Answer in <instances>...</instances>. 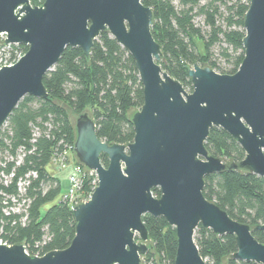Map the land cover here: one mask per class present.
I'll return each instance as SVG.
<instances>
[{"label":"water","instance_id":"1","mask_svg":"<svg viewBox=\"0 0 264 264\" xmlns=\"http://www.w3.org/2000/svg\"><path fill=\"white\" fill-rule=\"evenodd\" d=\"M153 23L141 0H44L36 7L29 0H0V44L27 47L14 65L0 69V130L25 96L51 100L43 77L65 48H78L88 59L101 33L132 57L143 93L141 107L129 116L134 136L128 144L100 141L89 107L79 115L68 110L73 157L97 179L89 199L71 209L74 237L67 248L39 257L22 244L0 245V264H142L151 250L144 215L162 217L175 230L173 264H206L194 243L198 226L233 236L231 259L264 264V244L250 227L202 193L206 176L225 171L264 179V0H249L237 71L221 75L194 65L187 72L191 92L160 67ZM212 128L241 147L242 161L208 154L204 143ZM256 229L264 232V216Z\"/></svg>","mask_w":264,"mask_h":264},{"label":"trees","instance_id":"2","mask_svg":"<svg viewBox=\"0 0 264 264\" xmlns=\"http://www.w3.org/2000/svg\"><path fill=\"white\" fill-rule=\"evenodd\" d=\"M40 6L44 0H29ZM141 0L151 8L154 23L151 34L161 47L160 67L183 88L191 92L187 72L203 64L221 75H232L240 66L244 51L243 16L249 0ZM201 17L203 27L194 24ZM194 39L200 42L199 46ZM217 47L218 59L213 48ZM25 53L27 47L17 46ZM222 61L223 66L219 64ZM51 100L25 96L0 130V239L8 245L22 244L30 256H42L67 248L75 234V222L68 203L62 200L63 187L47 167L63 159L73 145V128L68 110L75 115L86 112L96 125V136L107 144L133 141L128 112L143 103L142 86L134 61L108 33L93 43L88 59L80 49L67 47L57 64L43 77ZM208 154L228 163L244 159L241 147L222 129L212 128L204 143ZM106 167L107 159L100 156ZM86 179L80 195L92 190ZM155 198L159 190H151ZM203 196L228 216L251 229L253 238L264 244V232L256 227L264 216V179L240 171H225L204 178ZM12 200L24 202V211L15 213ZM45 206H49L43 211ZM151 250L143 263L173 264L176 251L175 230L164 218L142 216ZM194 243L206 264H255L230 258L236 252L233 236H215L201 226L195 230Z\"/></svg>","mask_w":264,"mask_h":264},{"label":"built area","instance_id":"3","mask_svg":"<svg viewBox=\"0 0 264 264\" xmlns=\"http://www.w3.org/2000/svg\"><path fill=\"white\" fill-rule=\"evenodd\" d=\"M5 35L0 36V42L4 41ZM18 45L14 44H0V69L2 67H10L14 65L23 55L24 53L20 50L17 49ZM71 152H72V147H71ZM70 150L68 152H70ZM67 152V153H68ZM67 153L64 154L66 158ZM58 160V166L60 171H65L67 172L66 175V183L67 186L65 190L63 191L62 195V200L66 201L68 203V206L70 209L73 208L76 204L80 202H85L89 199L90 193L93 191V189L96 187L97 184V179L96 175L92 171H87L82 165L78 164L76 161H68L66 159H56ZM92 179L91 180V185H92V190L89 193L88 197H82L80 195V190L82 188V184L86 179ZM81 196L83 199L78 200V197ZM0 245H8L7 243L3 242L0 239ZM37 256V255H36ZM39 257V256H37Z\"/></svg>","mask_w":264,"mask_h":264},{"label":"rangeland","instance_id":"4","mask_svg":"<svg viewBox=\"0 0 264 264\" xmlns=\"http://www.w3.org/2000/svg\"><path fill=\"white\" fill-rule=\"evenodd\" d=\"M172 2H173V5H174V7L176 8V9H179L180 8V4H179V1L178 0H172ZM194 24L196 25V26H199V27H203V22H202V19H201V17H199V16H196L195 18H194ZM194 41V43L197 45V46H199L198 48H199V50H200V52L202 53L203 51L201 50V45H200V42L199 41H197L196 39H194L193 40ZM19 46V45H18ZM25 47V46H24ZM213 54H214V58H219L218 56V50H217V47H214L213 49ZM219 64L221 65V67H224L223 66V63H222V61H219ZM196 66H199V67H203V64L202 65H200V64H196ZM191 68H192V66H190ZM190 68V69H191ZM89 109H90V107H89ZM136 111V110H135ZM134 111H129L128 112V116H130L132 113H133ZM91 113V112H90ZM3 128V127H2ZM67 160L68 161H75V159H74V157H73V154H72V152H71V150H70V152H68L67 153ZM59 165V164H58ZM81 199H83L81 196H79L78 197V200H81ZM12 203H13V207H12V211L13 212H15V213H22L23 211H24V202H23V200L22 201H20V200H12ZM49 206H45L44 208H43V211L44 210H46L47 208H48ZM142 264H144L143 263V259H142ZM148 264H165L164 262H159V259L157 258V257H155V258H153V262L152 261H150ZM222 264H226V262H225V260H223L222 261Z\"/></svg>","mask_w":264,"mask_h":264},{"label":"crops","instance_id":"5","mask_svg":"<svg viewBox=\"0 0 264 264\" xmlns=\"http://www.w3.org/2000/svg\"><path fill=\"white\" fill-rule=\"evenodd\" d=\"M58 162H59L58 160H53L51 164L47 167V170L53 177L60 180L61 186L65 190L67 186L66 183L67 172L59 170Z\"/></svg>","mask_w":264,"mask_h":264}]
</instances>
